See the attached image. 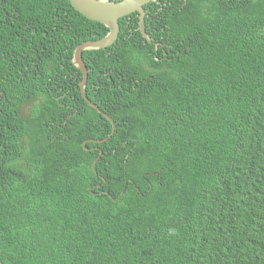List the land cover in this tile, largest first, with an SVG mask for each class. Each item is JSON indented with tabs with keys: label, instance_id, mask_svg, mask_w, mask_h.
I'll return each instance as SVG.
<instances>
[{
	"label": "trees",
	"instance_id": "16d2710c",
	"mask_svg": "<svg viewBox=\"0 0 264 264\" xmlns=\"http://www.w3.org/2000/svg\"><path fill=\"white\" fill-rule=\"evenodd\" d=\"M159 1L152 41L135 12L84 52L118 125L99 142L113 123L73 58L109 28L69 0H0L5 264H264V0ZM146 209L198 233L151 236Z\"/></svg>",
	"mask_w": 264,
	"mask_h": 264
},
{
	"label": "water",
	"instance_id": "95a60500",
	"mask_svg": "<svg viewBox=\"0 0 264 264\" xmlns=\"http://www.w3.org/2000/svg\"><path fill=\"white\" fill-rule=\"evenodd\" d=\"M73 7L80 11L86 17L105 24L109 28V32L102 38L90 39L80 44L75 51L73 62L83 72V80L81 81V91L86 100L100 113L104 114L109 120L115 124L113 118L100 109V107L90 100L87 96L85 88L88 84L90 70L84 59V50L105 49L115 44L118 40L121 24L120 18L130 15L132 12H138L140 16V30L143 35L151 41V37L146 30V11L144 6L155 0H121L115 2L111 0H69ZM102 153V151H101ZM0 264H4L0 258Z\"/></svg>",
	"mask_w": 264,
	"mask_h": 264
},
{
	"label": "clouds",
	"instance_id": "9594fccd",
	"mask_svg": "<svg viewBox=\"0 0 264 264\" xmlns=\"http://www.w3.org/2000/svg\"><path fill=\"white\" fill-rule=\"evenodd\" d=\"M111 1H115V2H118L119 1L120 2L121 0H111ZM155 1H157V0H155ZM155 1H152V2H150L148 4H151V3L155 2ZM148 4H146V5H148ZM146 5L144 6V8L146 7ZM145 11H146V8H145ZM132 13H134V12H132ZM139 28H140V22H139ZM100 38H102V37H100ZM86 41H88V40H86ZM151 41H152V37H151ZM158 45L159 44H156V47L157 48H158ZM85 51L86 50H84V52ZM84 52H83V54H84ZM74 56H75V54H74ZM82 80H83V78H82ZM143 120H145V119H143ZM135 121H141V120H136L135 119ZM117 128H118L117 123L113 124L112 133L108 137H106L104 139H95L94 141L105 142L107 139H109L111 136L114 135V133L116 132ZM87 148H88V146H87ZM101 151H102V153L100 154V157L104 153L103 150H101ZM145 216H146V230L150 231L149 234L151 236H155V237H165V238L170 239V240L175 239V240H182V241H190L193 238L194 234L195 233H198V226H195V227H187L184 224L182 218L180 216H178V215H175V214H166L164 216H157V215L153 214L152 212H150L148 209H146ZM259 257H260V255H259ZM260 259H261V257H260Z\"/></svg>",
	"mask_w": 264,
	"mask_h": 264
},
{
	"label": "flooded vegetation",
	"instance_id": "af4514ba",
	"mask_svg": "<svg viewBox=\"0 0 264 264\" xmlns=\"http://www.w3.org/2000/svg\"><path fill=\"white\" fill-rule=\"evenodd\" d=\"M160 2H161V1H159V0L156 1L157 4H159ZM152 5H153V4H152ZM159 5H160V4H159ZM134 13H135V12H134ZM152 39H153V37H152ZM156 44H159V45H158V48L161 47V48L164 50V52L166 53V55H167L168 57H169V54H170V56L176 54L174 51H170V52H169L167 49H165V47H164V45H165V44H164V41H162V40H157V41H155V45H156ZM88 148H89V147H88Z\"/></svg>",
	"mask_w": 264,
	"mask_h": 264
}]
</instances>
